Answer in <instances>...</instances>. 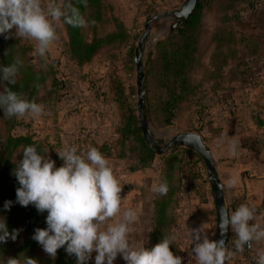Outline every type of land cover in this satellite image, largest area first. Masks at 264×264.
<instances>
[{
    "label": "clouds",
    "instance_id": "obj_1",
    "mask_svg": "<svg viewBox=\"0 0 264 264\" xmlns=\"http://www.w3.org/2000/svg\"><path fill=\"white\" fill-rule=\"evenodd\" d=\"M87 6V0H82ZM65 10L56 3L45 4L44 0H0V36L10 38L15 30L17 38L36 42V52L44 57L57 39L55 22L61 21L73 27H85L87 22L76 8ZM22 61L16 59L11 65L0 68V80L15 83V77ZM0 109L5 117L33 119L45 115L42 104L22 99L11 89L0 92ZM239 144L229 142V153L235 157ZM63 165L56 167L55 161L38 151L35 145L23 149V158L17 165L15 176L20 185L16 189V203L27 207L33 205L40 213L47 212L44 229H35L33 240L44 252L55 258L57 250L76 257V264H88L95 252L94 264H114L117 256H122L126 264H182V258L170 250L173 240L164 237L154 247L147 248L130 239L132 225L138 220L135 209L122 211L120 193L123 183L115 175L109 159L96 147L78 150L75 146H65L56 151ZM238 180L230 178L226 187L233 189ZM225 186L221 185L223 189ZM154 193L166 195L167 183L153 185ZM12 201H6L4 209L9 210ZM114 217H119L111 222ZM221 234L231 228L235 234L234 249L230 250L224 240H210L203 225L191 229L192 253L197 264H228L237 252L245 247L264 242V223L257 220L254 205L240 204L229 213L219 210ZM18 230L8 229L0 218V243L17 238ZM6 264H20L19 259L9 258ZM24 264H36L25 258ZM255 264H264V249L257 250Z\"/></svg>",
    "mask_w": 264,
    "mask_h": 264
},
{
    "label": "crops",
    "instance_id": "obj_2",
    "mask_svg": "<svg viewBox=\"0 0 264 264\" xmlns=\"http://www.w3.org/2000/svg\"><path fill=\"white\" fill-rule=\"evenodd\" d=\"M112 1L117 8L115 17L125 25L128 34L139 33L146 23V2L144 0ZM241 20L244 21L241 27V38H239L236 27V50L242 62V70L244 69L245 72L238 81H234L227 89L219 93L216 104L209 112L205 110L208 115L207 113L203 115L204 122L200 123V130L187 133L200 135L209 148L216 163L219 180L225 186V202L228 212L231 213L242 203L254 205L258 222L264 223V7L256 11L243 9ZM55 30L57 33L60 32L56 26ZM52 47L53 44L49 51ZM61 50H63L61 47H56L59 57ZM120 59L124 62L127 57L122 55ZM115 62L116 64L109 61L101 68L105 76H108L114 69V65L120 68L123 64V62ZM64 63L68 69H76L68 59H65ZM92 65L93 63H90L83 68L87 70L88 66ZM70 74L75 76V73ZM64 75L68 78L67 73ZM72 79L68 78L74 93L83 100L80 111L74 112L63 101L55 103L52 107H44L46 114L42 117L36 119L29 117V127L25 131L29 132L32 128H36L40 138L47 139L62 150L65 146L78 148L81 144V137L86 133L94 134L93 143L97 146L116 143L118 122L114 119L111 124L108 117L112 112L111 109L117 112L119 108L117 109L118 106L114 100L116 92L111 88L109 77H105L106 82L104 80L106 98L103 102L92 100V90L87 88L75 90ZM231 105L235 106V113L226 111ZM104 108L106 111L102 112ZM90 110L99 115L92 116ZM158 132L163 131L158 130ZM177 134L174 127H171L160 139L169 141ZM232 140L239 144L238 154L235 157L229 153V142ZM107 158L115 175L121 182L124 181L127 161L118 160L115 157ZM204 173L198 163L192 173L185 169L183 175V188L179 196V225L172 231V240L178 250L186 248L188 254L182 257L186 264H197L194 254L189 252L188 244L192 243L188 235L189 230L203 225L210 240H215L217 235V216L213 194ZM131 174L132 184L123 185L120 193L121 208L122 211L128 208L137 211L138 220L131 226L130 239L137 243L142 242L146 247L153 230L155 204L158 197V193H154L151 189L153 185L162 183L164 169L163 166H159V160L156 158L150 168L131 169ZM187 176L190 186L185 189ZM233 176L237 178L238 184L235 188L228 189L226 185ZM116 219L119 217H114L110 223L115 222ZM234 236L230 228L228 248L233 251H235ZM258 249H264V242L254 244L252 249L246 246L245 250L237 252L228 264H248L247 259L256 260ZM95 255L96 253L93 252L90 259L91 264H94ZM114 264H126V262L122 256L118 255Z\"/></svg>",
    "mask_w": 264,
    "mask_h": 264
},
{
    "label": "trees",
    "instance_id": "obj_3",
    "mask_svg": "<svg viewBox=\"0 0 264 264\" xmlns=\"http://www.w3.org/2000/svg\"><path fill=\"white\" fill-rule=\"evenodd\" d=\"M105 1L87 0V6H85L82 0H64V9L68 10L69 14L70 9L68 6L71 5V7L79 11L84 19L88 17L90 24L94 23L92 25V41L86 45L81 43L79 38H77L76 30L78 27H74L76 30L72 28L73 26H70V30L68 29L70 39L66 43V47L69 49V61L76 69H81L92 63L98 55L100 42L97 40L98 36H96V31L93 27L98 23H105L103 21L106 18V14L102 12ZM256 1L199 0L193 15L187 21L175 22L174 24L177 26L174 31L167 38L157 43L155 53L150 56L145 66L147 90L146 115L156 129L173 127L176 120L185 111L184 107L190 104V102L199 103V106L202 104V112H205L207 109L205 102L208 96H215L217 99L221 91L227 89L231 83L238 81L242 77L245 70H242V62L236 50V27L241 21L243 9L257 10ZM217 4H219V9L215 8ZM211 11H214L218 24L210 32L207 15ZM116 20L118 25L115 27L117 31L115 38L119 40V46H122L125 44V40L129 38V34L125 25L119 19L116 18ZM207 37H210V43L208 44L206 43ZM21 48L23 51L27 50L25 46H21ZM82 48L84 50H81ZM70 50L74 51L72 56ZM23 65L24 63L20 67H23ZM25 67L29 71L28 77L22 82L15 79L14 84L0 80V84L4 85V88L0 89V92H4L5 89H11L22 99L45 105V102H42L39 96L42 85L39 79L40 72L30 62ZM196 78L199 80L197 81ZM56 81L54 87L56 95L53 100H50L53 101L49 102L50 104L61 102L65 90L70 85V82L67 80L56 79ZM121 95L123 94L116 93L115 97L119 98ZM0 120L4 127L7 128V132H5L7 134L3 138H0V166L5 162V167L2 169H6V167L13 169L12 185L17 189L20 185L15 176L17 163L12 160L14 153L22 148L21 154L23 158V149L26 146L35 145L38 151L46 155L49 141L47 139L36 138L30 134L31 131L24 137H15L12 131L18 126L16 117H5L3 109H0ZM116 134L118 135L116 143L106 144L101 147L93 144V147L98 148L106 157H116L120 160L130 161L126 159V156H129L125 150V145L129 142V139H133L138 144V154L135 159L136 166L133 168L134 170L148 169L153 165L156 158H164L173 152L166 151L163 155H157L155 150L147 145L139 123L121 124L119 122ZM119 148L121 149V153L119 156H116L113 152ZM182 151L184 154H195L186 148ZM172 157L173 159L169 165L171 176L167 182L169 190L166 195H161L162 202L159 203L156 200L154 225L150 241L146 246L147 248L154 247L166 237L165 232L167 237L171 239L170 236H172L173 229L179 225V196L183 188L185 169H188L192 173L196 167V165H189L188 167L185 158L184 160L182 158L177 159L178 152H175ZM200 162L203 163L201 160ZM62 165L63 163L60 161L58 167ZM4 195H6L5 192ZM13 195L12 197L16 199V193ZM159 195L157 198L160 199ZM27 208L29 211L25 216V218L27 217L25 225L21 228L23 232H20L21 230L18 228V225L13 224L9 220L8 215L3 218L10 232L14 229L18 230L17 238L18 240L21 239L23 244L14 249L13 256L10 257L8 248L12 243V239H9L6 243H0V264H6L9 258L19 259L20 264H24L25 258L33 259L36 264H76V257L68 255L64 248L58 249L56 257L53 258L44 252L38 242L32 239L35 229L45 228L47 215L44 216L45 218L39 216L40 212L33 205H29ZM156 213H159L158 219H156ZM40 219H43V221H40ZM171 246L170 250L175 256H178L179 250L176 244ZM88 264H91L90 260Z\"/></svg>",
    "mask_w": 264,
    "mask_h": 264
},
{
    "label": "rangeland",
    "instance_id": "obj_4",
    "mask_svg": "<svg viewBox=\"0 0 264 264\" xmlns=\"http://www.w3.org/2000/svg\"><path fill=\"white\" fill-rule=\"evenodd\" d=\"M145 3V15H146V21L150 18H153L157 16L158 14H164L167 13L165 11L166 4H171V9H176L178 7L177 3L184 5L187 0H144ZM45 4L49 3H56L58 6H61L64 8V0H44ZM155 6L154 11L150 8V6ZM215 8L219 9V4L215 6ZM106 14V18L103 22L104 24H96L93 28H95V34L97 37V40L100 42L99 44V51L98 55L93 60V65L88 66L87 70L84 68L81 69H68L67 65L64 63L65 59H70V55L68 54L69 49L66 47V43L69 41V31L71 25H67L66 23L61 21L55 22V26L59 28L60 32L57 33V39L53 42V47L50 49V51L47 52V54L44 57H40L39 54L36 52V42L33 40L25 39V38H17L14 35L15 30H11V34H5L9 35L10 38L5 39L4 36H0V68L11 65L15 62L16 59H19L24 63L23 67H19V71L15 77L16 80H20L22 82L26 77H28V68L25 67L26 64H29V62L40 72L39 79L42 82L41 84V91L39 93V96L42 100V102H45L44 107H52L54 104H50L49 102H53L50 100H53L54 96L56 95L55 90V82L57 80H68V78H73L72 81L75 84L74 89L77 90L87 88L89 90H92L94 94L95 86L98 85V82L103 83L104 90H105V77H109V81H111V88L117 93V94H123L119 98L115 97V103L117 104V109L120 106V110L117 112L113 111L110 112V115L108 117L109 122L111 124L114 122V119H117L115 122H119L121 124H138V111H137V86H136V67L134 64V57H135V51L138 47L139 40L144 32V27L140 29V32L136 33L135 35H128L129 38L125 40V44L122 46H119L120 43H118V39L115 38V35H117V31L115 27H117V20L115 17L117 8L114 5V2L112 0H106L104 3L103 11ZM88 14V13H86ZM84 14V15H86ZM220 16L221 13H219ZM86 26L85 27H78L76 30L77 38H79L80 42L86 45L87 43L92 41V24L89 23L90 19L88 17L86 18ZM118 19V18H117ZM207 22L208 26L210 28V32L214 29V27L218 24L216 15L214 14V11L209 12L207 15ZM176 20L172 18L164 19L160 22H157L151 26V35L150 39L148 41L147 45V52L144 56V65L146 66L147 61L150 59V56L155 53L156 45L159 41L164 40L167 38V36L170 35L172 31H174L173 27L175 26ZM244 21H240L239 25L237 26L238 34L240 35L239 38H241V27H243L242 23ZM67 26H66V25ZM118 33H120L118 31ZM65 34V35H64ZM64 35V36H63ZM66 36V37H65ZM65 37V38H64ZM63 38V39H62ZM67 39V41H66ZM65 43V44H64ZM114 43V44H113ZM206 43H210V37H207ZM21 46L26 47V51L22 50ZM127 46V48H126ZM56 47H61L63 50L60 52V57L58 56V53H56ZM78 48V47H77ZM80 49V48H78ZM81 50H84L82 48ZM71 51V50H70ZM72 53L74 51H71L70 54L72 56ZM57 54V55H56ZM122 55H126L127 60L124 62L120 57ZM77 56V54H76ZM65 57V58H64ZM120 59V60H119ZM111 62L116 64L117 62H123L120 66V70L117 68L116 65H114V69H112L108 76H105V74L101 71V68L105 66L107 62ZM71 71V72H70ZM73 71V72H72ZM64 73H67L68 78L64 75ZM70 73H75L74 77ZM198 75V74H197ZM108 79V78H107ZM105 80V82H104ZM198 81L199 79L196 78ZM69 81V80H68ZM4 85L0 84V89H3ZM103 88V87H101ZM106 91L103 93L102 97L92 95L91 98L94 101H101L103 102L105 100ZM215 96H208L206 99V111L209 112L214 105L216 104V101L214 102ZM195 102H190V104L186 105L184 107V112L181 114V116L176 120L173 127L175 129V132L180 133H187L189 131H199L200 126L203 120V115L205 112H202V104L199 106L198 104H195ZM105 108L102 112H105ZM131 112V113H130ZM90 113L92 116L99 115L98 113H95L90 110ZM118 113V114H116ZM117 115V117H116ZM208 115V113L206 114ZM101 117V116H100ZM130 118V119H129ZM25 118H17L16 121L18 122V126L13 129L12 134L15 137H24L26 134L29 133L25 131L27 128V125L29 124V119L26 118V121H24ZM101 119V118H100ZM113 121V122H112ZM149 124L152 126V128L158 132V129H156L153 124L151 123L150 119L148 118ZM9 129V128H8ZM168 128L165 129H159V131H167ZM7 128L4 127L2 121L0 120V138H3L7 133ZM36 138H40L38 135V130L36 128H32L31 133ZM160 139V138H159ZM167 140H164L163 138L159 140L160 146L165 147L167 144ZM113 144V143H111ZM122 148V147H121ZM62 150L61 148H58V146L54 143L49 142L46 156L50 159L55 161L56 167L60 165V161L63 163V161L59 158L56 151ZM125 150L129 157L126 156L127 160L126 168L124 171V181H122L123 185H129L132 184V174L131 169L136 166V156L138 154V144L133 141V139H129V142L125 145ZM183 149L173 150L172 154L167 155L164 158L158 157L159 160V166H163L164 169V179L162 183H167L171 176V171L169 170L170 162L172 161L175 152H178V158H182L186 164L190 166L200 164L201 168L204 170V176L207 180V174H206V168L203 163L200 162V157L195 154H184L182 151ZM22 148L17 150L12 160L13 162H16L17 165L22 160V154H21ZM116 156H119L121 153V149H115L113 152ZM115 159H118L115 157ZM120 160V159H118ZM202 161V160H201ZM203 162V161H202ZM163 164V165H162ZM5 167V162L0 166V218H4L8 215L9 220L13 223L18 225V228H20V232H23L21 228L25 225V216L28 213L29 209L27 207L21 206L18 203H16V199H14L12 196L16 193L15 187L12 185V179H13V169L9 167H6V169H2ZM186 178V177H185ZM208 183V181H207ZM209 185V183H208ZM185 189L190 186L189 178L185 179ZM20 187V186H19ZM4 192L6 195H4ZM160 199L157 198V202H162L161 198L162 196L159 195ZM6 201H12L13 204L9 210L4 209V204ZM158 211V209H157ZM46 212V211H45ZM39 213V216L45 218L44 216L47 215V213ZM159 213H156V219H158ZM40 221H43V219H40ZM42 226V225H41ZM46 228V225H44ZM43 229V228H41ZM167 237L166 232L164 233ZM172 239V236H170ZM11 244L8 248L9 256H13L14 249L21 246L23 241L18 238H16L14 241L11 240ZM172 247V246H171ZM188 247L190 248L189 252H192V248L194 245L189 242ZM188 252L186 251V248L184 250H179L178 256L183 257L186 256Z\"/></svg>",
    "mask_w": 264,
    "mask_h": 264
},
{
    "label": "water",
    "instance_id": "obj_5",
    "mask_svg": "<svg viewBox=\"0 0 264 264\" xmlns=\"http://www.w3.org/2000/svg\"><path fill=\"white\" fill-rule=\"evenodd\" d=\"M199 0H187V2L182 6L179 11L168 12L164 14L157 15L146 21L144 26V32L139 40L138 47L135 51L134 64L136 67V86H137V111L138 119L143 133V137L147 145L155 150L157 155H163L166 151H171L174 148H186L195 152L200 159L203 161L206 172L207 180L212 190L216 216H217V235L215 241L224 240L228 247L230 240V228L223 235L219 228V210L224 208L228 211L225 202V190L221 188V181L219 180L216 163L212 157V154L207 147L206 143L202 137L194 133H180L169 139L166 146L163 148L160 146L159 138L165 135L167 131L157 132L148 122V117L146 115L147 108V90H146V76H145V65L144 56L147 52V45L151 35V26L157 22H160L167 18H172L179 21H187L194 13L198 6ZM177 25L173 27V29Z\"/></svg>",
    "mask_w": 264,
    "mask_h": 264
},
{
    "label": "built area",
    "instance_id": "obj_6",
    "mask_svg": "<svg viewBox=\"0 0 264 264\" xmlns=\"http://www.w3.org/2000/svg\"><path fill=\"white\" fill-rule=\"evenodd\" d=\"M153 5V4H152ZM178 7L176 9H171V4L168 3L166 4L165 11L168 12H176L179 11L182 8V4L177 3ZM264 7V0H257L256 1V9L260 10L261 8ZM150 8L154 11L155 6H150ZM160 15V14H158ZM118 68V67H117ZM119 69V68H118ZM99 84L95 86L94 89V94L92 92V95H96L99 97L103 96V93L105 92L104 90V85L101 82H98ZM70 84V83H69ZM103 87V88H101ZM63 103L70 109H72L74 112L80 111L82 108L83 100L78 96L77 94L74 93L71 84L67 89L65 90L64 97H63ZM216 101V98L214 99V102ZM227 112L229 113H235L236 108L235 106L231 105L226 109ZM29 119V117H27ZM26 121V118L24 119ZM93 138L94 134L93 133H86L81 137V144L77 148L78 150H86L89 146H93ZM248 264H255L256 260L249 258L246 260ZM182 264H186V261L182 258Z\"/></svg>",
    "mask_w": 264,
    "mask_h": 264
}]
</instances>
